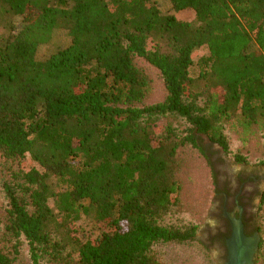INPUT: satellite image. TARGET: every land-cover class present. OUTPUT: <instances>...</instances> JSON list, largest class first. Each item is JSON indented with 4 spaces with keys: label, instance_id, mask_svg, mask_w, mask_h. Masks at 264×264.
Returning a JSON list of instances; mask_svg holds the SVG:
<instances>
[{
    "label": "trees",
    "instance_id": "16d2710c",
    "mask_svg": "<svg viewBox=\"0 0 264 264\" xmlns=\"http://www.w3.org/2000/svg\"><path fill=\"white\" fill-rule=\"evenodd\" d=\"M169 1L195 23L154 0H0V264H188L166 246L196 240V157L216 192L212 144L264 150V0ZM56 28L70 43L38 59ZM256 215L264 264V191Z\"/></svg>",
    "mask_w": 264,
    "mask_h": 264
},
{
    "label": "rangeland",
    "instance_id": "374dc122",
    "mask_svg": "<svg viewBox=\"0 0 264 264\" xmlns=\"http://www.w3.org/2000/svg\"><path fill=\"white\" fill-rule=\"evenodd\" d=\"M154 3L157 5L159 10L162 13L173 14L176 18L181 20L190 21L195 23L194 13L191 10H183L176 11L172 8V5L169 0H154ZM8 20H11L14 26L20 24V19L18 17L10 18L7 17ZM6 19V20H7ZM8 24V23H6ZM5 28L0 27V33L4 32ZM70 43V35L68 30L65 28H56L54 29L49 38L38 46L36 57L38 59L47 58L49 55L54 53L57 49L65 47ZM251 48H255L254 44H251ZM205 50L202 48H197L193 52V65L192 72L195 74L198 70L196 61L202 55L205 54ZM195 63V64H194ZM156 75V87L157 92L160 94L162 91V83L160 79ZM204 144H208L207 139L204 137ZM237 144V143H236ZM252 153L254 154L251 158H249V163H235L231 159L230 155L227 154L221 147L216 144H212L210 147L211 151V160L213 162V167L217 172V177L227 176L229 177L232 174V171L242 170L244 168L253 169L256 167L263 168L264 165H259L256 163V159L264 158V150L259 146H255L252 148ZM26 166L34 165L32 160L28 155L25 157ZM193 177L195 178V188L194 193L196 194V199L198 201V209L197 207V220H198V229L196 233V240L184 244V245H168L166 249L170 253L178 252V254H182L188 264H219V254L215 249L214 245L209 244L206 239V235L204 230L206 226L212 225L214 223L213 215H212V206L214 204V187L212 184L211 172L209 170V166L204 160V158L195 159V166L193 168ZM226 178V177H225ZM259 207L258 200L256 201ZM52 204V202H50ZM257 214V212H255ZM255 214V215H256ZM255 225L258 226L257 215L255 217ZM78 231L80 235L83 236H96L98 234V229L94 225L93 221L85 216H81L77 222ZM260 240L262 238V234L259 233ZM260 243V242H259ZM178 255V256H182ZM256 261V259H255ZM26 264V261L25 263ZM256 264V262H255Z\"/></svg>",
    "mask_w": 264,
    "mask_h": 264
},
{
    "label": "flooded vegetation",
    "instance_id": "af4514ba",
    "mask_svg": "<svg viewBox=\"0 0 264 264\" xmlns=\"http://www.w3.org/2000/svg\"><path fill=\"white\" fill-rule=\"evenodd\" d=\"M217 189L211 210L214 223L206 226L204 232L209 244L214 245L219 254V264H224L228 253L226 239L232 232L230 218L241 220L246 235L256 232V201L261 202L264 191V167L239 169L232 171L229 177L218 176Z\"/></svg>",
    "mask_w": 264,
    "mask_h": 264
},
{
    "label": "water",
    "instance_id": "95a60500",
    "mask_svg": "<svg viewBox=\"0 0 264 264\" xmlns=\"http://www.w3.org/2000/svg\"><path fill=\"white\" fill-rule=\"evenodd\" d=\"M232 232L226 239L227 260L224 264H255L260 236L258 231L246 235L240 219L230 218Z\"/></svg>",
    "mask_w": 264,
    "mask_h": 264
}]
</instances>
